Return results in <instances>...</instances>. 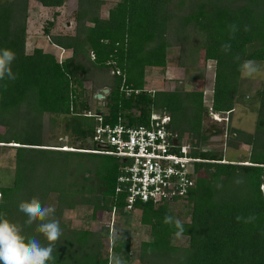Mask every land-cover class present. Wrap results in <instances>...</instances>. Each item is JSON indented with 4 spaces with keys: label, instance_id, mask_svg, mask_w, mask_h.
Returning a JSON list of instances; mask_svg holds the SVG:
<instances>
[{
    "label": "trees",
    "instance_id": "16d2710c",
    "mask_svg": "<svg viewBox=\"0 0 264 264\" xmlns=\"http://www.w3.org/2000/svg\"><path fill=\"white\" fill-rule=\"evenodd\" d=\"M65 1L0 0V48L15 51L12 67L18 75L15 81H0V150L13 149L10 182L0 185V214L20 224L25 236L36 235V225H24L26 217L18 210L21 201L36 197L56 209L62 228L53 252L55 264H109L113 255L129 263L128 232L112 236L105 224L80 229L62 221L63 211L79 205L89 206L93 218L112 209L117 216L128 213L123 194L114 192L122 160L79 151L95 149L90 139L97 122L85 114L90 112L89 100L97 101L94 95L106 88L98 99L101 104L91 112L103 123L143 125L151 112H165L169 132L187 140L189 155L225 160L195 163L193 185L181 197L134 204V210H140L139 223L149 228V239L139 243L137 264H264V66L254 92L253 130L226 127L223 133L226 148L249 147L246 157L234 161L206 149L211 135H222V130L207 134L203 129L207 111L201 90H185L179 82L171 90L148 91L143 79L145 67H165L169 48H177L180 68L211 61L210 110L226 114L217 123L227 121L243 98L238 95L241 62L264 64V0H117L105 17L100 16L103 0H75L71 34L44 30L49 43L69 50L70 56L57 62L41 48L26 53L29 3L55 8ZM231 24L239 28L234 39ZM224 43L231 44L227 53L221 50ZM45 114L46 132L51 135L60 125L61 136L70 140L74 151L42 142ZM171 203L188 207L180 235L174 224L164 223L166 215L176 220ZM250 215L256 216L251 223L236 219ZM176 236H184L186 244H173Z\"/></svg>",
    "mask_w": 264,
    "mask_h": 264
},
{
    "label": "rangeland",
    "instance_id": "374dc122",
    "mask_svg": "<svg viewBox=\"0 0 264 264\" xmlns=\"http://www.w3.org/2000/svg\"><path fill=\"white\" fill-rule=\"evenodd\" d=\"M100 8V16L105 17L107 9L117 0H103ZM75 0H66L60 7H42L35 2L29 3L26 21L25 52L30 53L33 48H41L45 52L54 54L57 62H60L70 56L69 50H58L52 46L44 30L47 29L52 34H71L74 27L73 11ZM92 56V54H91ZM177 48H169L166 51V64L163 68L145 67L143 79L145 89L171 90L176 84L181 82L185 90H201L203 94V107L207 111L203 115L202 127L209 134V130H222L221 134L211 135L206 149L215 150L222 153L223 159L238 160L248 155L249 147L239 145L236 149L226 148L223 143V133L226 127H234L245 132H251L254 128L255 112L257 105L255 90L259 87L263 76V66L261 62V71L252 77L245 76L241 71V83L238 88V95L243 94V98L236 101L234 108L227 121L217 123L209 115L211 87L213 79V63L211 61L203 62L198 60L194 67L180 68L176 65ZM83 86L89 92V83L84 82ZM90 112H94L95 107L101 104V101L89 100ZM102 108V107H101ZM103 111V109H102ZM212 112V111H211ZM57 118L56 121H59ZM48 115L43 116V137L42 142L50 145H62L60 148H69L72 146L70 140L60 134V125L53 127L52 134L46 132V123ZM60 124V121H59ZM3 132L0 127V133ZM60 136V137H59ZM57 137V138H56ZM56 138V139H55ZM15 145V144H10ZM88 146L89 142H88ZM13 165V149L6 148L0 150V185H8L11 179ZM53 201V196L50 198ZM170 211L175 219L185 221L188 218V207L185 203H171ZM116 214V213H115ZM140 210L136 209L121 215H114L113 219L106 212H97L95 218L91 217V208L89 206L79 205L72 210H65L62 213V221L72 228L96 229L100 225H107L109 235H118L121 231L128 232L130 238L131 258L128 264H137V251L139 243L149 239L148 226L139 223ZM172 243L175 245L186 244L184 236H176Z\"/></svg>",
    "mask_w": 264,
    "mask_h": 264
},
{
    "label": "built area",
    "instance_id": "2783aa9c",
    "mask_svg": "<svg viewBox=\"0 0 264 264\" xmlns=\"http://www.w3.org/2000/svg\"><path fill=\"white\" fill-rule=\"evenodd\" d=\"M213 121H224L226 114L209 110ZM95 116L93 142L95 149H80L89 152L119 158L122 164L116 179L114 192L123 194V210L131 212L136 202L158 204L183 196L193 185L194 164L201 162L224 163L225 160H203L189 155L191 146L187 140L177 138L164 126L169 123L165 112H151L147 123L126 126L101 121ZM176 139V142H173ZM74 150L73 148H67ZM113 219L114 209L108 213Z\"/></svg>",
    "mask_w": 264,
    "mask_h": 264
},
{
    "label": "clouds",
    "instance_id": "9594fccd",
    "mask_svg": "<svg viewBox=\"0 0 264 264\" xmlns=\"http://www.w3.org/2000/svg\"><path fill=\"white\" fill-rule=\"evenodd\" d=\"M244 30L250 29L245 26ZM237 31L239 28L236 24L229 25L230 38L234 39ZM221 50L225 53L229 52L231 44H222ZM15 59L16 53L13 49L0 48V81H15L18 78L12 67ZM235 59L239 60V57L237 56ZM240 70L245 76L252 77L261 71V65L255 60H244L240 64ZM60 150L74 151L65 147ZM239 182L237 181V183ZM3 203L2 195H0V204ZM18 210L26 217L24 225H36L34 229L36 235L25 236L20 224L0 214V264H55L56 258L53 252L56 242L62 235L60 221L55 218L56 209L53 206H45L38 198L32 197L21 201ZM236 219L237 221L243 220L244 223H251L255 221L256 216L250 215L246 218L237 216ZM164 223L174 224L178 229L177 235L184 231L182 222L178 219L174 220L171 216L166 215ZM40 236L47 241V244L41 242ZM109 264H126V262L122 257L113 255L109 258Z\"/></svg>",
    "mask_w": 264,
    "mask_h": 264
},
{
    "label": "water",
    "instance_id": "95a60500",
    "mask_svg": "<svg viewBox=\"0 0 264 264\" xmlns=\"http://www.w3.org/2000/svg\"><path fill=\"white\" fill-rule=\"evenodd\" d=\"M107 92H108V89H106V88L101 89L98 94H95L94 95V98H96V99H102ZM164 127L165 128H169V125L166 124ZM173 142L175 143L176 142V139H173Z\"/></svg>",
    "mask_w": 264,
    "mask_h": 264
}]
</instances>
